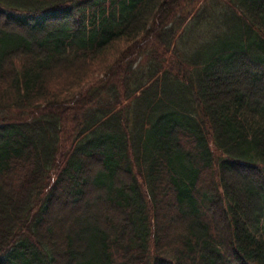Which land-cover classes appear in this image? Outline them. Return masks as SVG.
<instances>
[{"label":"trees","instance_id":"obj_1","mask_svg":"<svg viewBox=\"0 0 264 264\" xmlns=\"http://www.w3.org/2000/svg\"><path fill=\"white\" fill-rule=\"evenodd\" d=\"M0 264H264V0H0Z\"/></svg>","mask_w":264,"mask_h":264},{"label":"rangeland","instance_id":"obj_2","mask_svg":"<svg viewBox=\"0 0 264 264\" xmlns=\"http://www.w3.org/2000/svg\"><path fill=\"white\" fill-rule=\"evenodd\" d=\"M145 45H146V44H145ZM11 113H13V112H11ZM11 113H10V114H11Z\"/></svg>","mask_w":264,"mask_h":264}]
</instances>
